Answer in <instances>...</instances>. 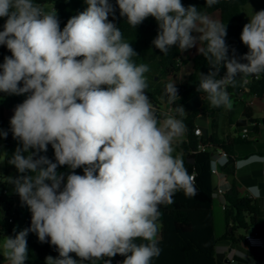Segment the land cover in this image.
<instances>
[{"label": "clouds", "instance_id": "clouds-1", "mask_svg": "<svg viewBox=\"0 0 264 264\" xmlns=\"http://www.w3.org/2000/svg\"><path fill=\"white\" fill-rule=\"evenodd\" d=\"M84 4L61 28L55 8L38 0H0V46L11 53L0 63V93L25 96L0 138L10 131L17 141L7 163L18 175L8 183L31 213L28 228L3 235L8 264H27L29 233L58 253L45 264H111L117 255L122 264H152L161 254L160 207L178 192L196 194L183 158L173 154L186 126L158 114L146 91L149 66L132 59L139 55L113 22L117 8L135 29L154 18L159 52L196 48L209 67L197 91L214 107H232L227 89L238 77L264 74V9L247 15L240 40L248 51L237 56L234 48L229 55L227 24L182 0ZM165 95L179 98L176 81ZM175 111L185 113L182 105ZM249 193L259 199L261 189Z\"/></svg>", "mask_w": 264, "mask_h": 264}, {"label": "trees", "instance_id": "trees-1", "mask_svg": "<svg viewBox=\"0 0 264 264\" xmlns=\"http://www.w3.org/2000/svg\"><path fill=\"white\" fill-rule=\"evenodd\" d=\"M249 0H218V3L207 7L205 0H182L185 7L195 5L198 9L207 15L218 13L220 20L227 24L226 43L229 46V55L231 50H236L237 56H242L248 49L240 40V34L243 28V9ZM44 5H51L55 8L60 20L61 28L67 20L83 11L86 5L84 0H38ZM115 4V0H111ZM109 19H113L109 17ZM126 18L120 17L119 9L115 13L116 23L123 33L126 41L132 44L134 50L139 56L132 59L137 64H146L150 71L146 73L148 82L147 94L156 108L162 106L171 107V115L182 119L186 126V141L180 144L178 157L183 158L185 167L189 174L193 176L196 194L186 196L183 192H178L174 196V202L170 205H162L160 211V243L161 254L154 258L152 264H224L223 256L217 253L216 248L219 244L230 243L233 245H245L246 234L249 230L254 229L258 233V211L259 201L257 198L243 196L240 193L238 184L243 180L235 178L236 169L234 167V147L247 146L251 144L248 138H242L241 135L233 140H221L214 136L205 137L195 134V119L198 111L187 116H180L175 111L176 107L185 105L192 99L204 97L203 93L197 91L200 72L207 73L209 67L204 57L196 55L193 58V72L186 78L184 83L176 85L179 98L175 103L169 102L165 95V87L168 82L179 72L183 66L182 55L177 48L173 47L167 55L153 48L152 40L157 35L158 26L154 18L149 17L136 29L125 22ZM4 19L0 18V30H3ZM11 55L6 47L0 46V63L3 57ZM225 69H221L220 76H223ZM248 82L245 84V80ZM228 92L230 97H237L241 93L253 95L259 99L264 98V74L259 77L247 76L238 77L235 87L229 86ZM3 99H0V129L9 130V119L4 115L5 110L14 111L17 104L25 98L11 97L0 93ZM221 107H215L211 113L218 112ZM206 112L205 106L201 108ZM245 117L254 125V132H258L259 126H264V119H253L249 109L245 111ZM246 121H239L237 128L246 127ZM3 141L4 153V177L16 176L18 173L14 166L7 163V158L14 152L17 147V141L13 139L9 131L6 139ZM200 146L205 150H200ZM224 152L230 157L229 162L220 167V172L226 175L229 180V190L224 195L226 206L224 211L225 232L222 236L216 237L214 224V202L217 188L212 186L211 162L213 154ZM49 158H53V150L49 146L47 152ZM187 159L194 160L193 164L187 162ZM65 171V169H61ZM78 174H83L82 169L76 170ZM8 210L13 208L12 198L8 197L1 201ZM19 214V213H17ZM6 221V222H5ZM31 213L27 218L26 228L30 226ZM14 224L8 223V219L0 221V233L8 232L14 236ZM16 230V229H15ZM18 231V230H16ZM244 232V233H242ZM28 242V261L27 264H45V257L51 255L56 257L58 253L54 247L48 243L39 242L37 236L29 233ZM139 243V241H138ZM74 255V254H73ZM117 259L123 261L124 257L117 255ZM5 258L0 255V261Z\"/></svg>", "mask_w": 264, "mask_h": 264}, {"label": "crops", "instance_id": "crops-1", "mask_svg": "<svg viewBox=\"0 0 264 264\" xmlns=\"http://www.w3.org/2000/svg\"><path fill=\"white\" fill-rule=\"evenodd\" d=\"M198 55L197 52H190L188 54L187 63L183 64L181 71L177 76L172 78L170 81H176V85H181L184 83L186 78L193 72V58ZM183 59V55H182ZM232 102V107L226 108L221 107L218 112L211 113L215 108L212 106L208 100L204 97H197L188 102L184 109V116H187L195 111H198V115L195 119V127L199 128L202 131V135L205 137L214 136L221 140H233L239 136L242 132V129L237 128V123L239 121H246V129L248 130V139L251 141L250 145L247 146H235L234 151V167L236 169L235 178L237 180H243L238 184L240 193L243 196L252 197L249 193V189L252 186H259L261 189V196L258 199L264 201V141L262 139V132L264 131V126L260 125L258 132L253 136L251 134L250 128H254V125L251 124L245 117L246 109H249L252 114L253 119L262 120L264 119V98L259 99L253 95L246 93H241L237 97H230ZM205 106L206 112L201 108ZM169 106L161 107L160 114L170 113ZM9 111L5 110L4 115L7 119L10 120L13 114H10ZM14 112V111H13ZM220 116H223V120L220 121ZM161 121L163 120V115L160 116ZM244 129V128H243ZM201 135V136H202ZM199 136V138L201 137ZM254 137V138H253ZM186 141V131L174 139L173 148L174 155H178V150L180 149V144ZM3 150V147H2ZM49 152V149H48ZM219 152L214 153L217 155ZM237 162V164H236ZM67 171V170H65ZM229 180L226 175L220 172L218 176V185L217 188H223L224 190H229ZM2 187L6 188L4 184ZM10 194V192H9ZM12 194V195H11ZM9 197L12 198L13 208L8 210L4 204H0V221L8 219L12 216V213H15L14 226L17 225L22 217L21 221L23 224V229L26 228L27 218L30 215L29 209L23 215L21 205L18 202H15V195L11 193ZM223 199L219 196H215L214 202V224H215V235L220 237L225 232V221H224V211L222 208ZM220 211L218 228H216V210ZM258 211V234L264 236V204L260 205L257 209ZM19 213V214H17ZM6 222V221H5ZM17 230V229H16ZM22 230V229H20ZM18 230V231H20ZM254 229L249 230L246 236L253 234ZM160 236V234H159ZM217 253L223 256L224 264H255L259 259V254L245 245H233L230 243L219 244L216 248ZM1 255V254H0ZM3 256V255H1ZM5 258V256H3ZM0 264H8L7 259L0 261Z\"/></svg>", "mask_w": 264, "mask_h": 264}, {"label": "built area", "instance_id": "built-area-1", "mask_svg": "<svg viewBox=\"0 0 264 264\" xmlns=\"http://www.w3.org/2000/svg\"><path fill=\"white\" fill-rule=\"evenodd\" d=\"M248 82V80H245V84ZM170 108V113H171V107ZM158 114H160V108H157ZM195 134L197 136L202 135V131L199 128L195 129ZM241 137L242 138H248V130L246 128L242 129L241 132ZM200 150H205L204 147L200 146ZM230 157L227 156L224 152L220 151L217 155H213V159L211 162V171L212 174H215L217 176L220 175V167L226 165L229 162ZM237 164V162H236ZM193 177V176H192ZM217 188V187H216ZM228 190H224L223 188H217L216 190V196H219L223 199L222 201V208L223 210L225 209L226 202L224 200V195ZM9 197V192L7 191L6 188L1 187L0 188V204L1 201L5 198ZM254 198V197H253ZM15 219V213H12V216L8 218V223H14ZM246 244L248 247L257 252L259 254V259L255 264H264V236L258 234V233H253L250 234L246 237ZM111 264H122V260L117 259L116 257L112 258Z\"/></svg>", "mask_w": 264, "mask_h": 264}, {"label": "rangeland", "instance_id": "rangeland-1", "mask_svg": "<svg viewBox=\"0 0 264 264\" xmlns=\"http://www.w3.org/2000/svg\"><path fill=\"white\" fill-rule=\"evenodd\" d=\"M43 7H44L45 10H49V11L53 9V7L51 5H44ZM252 8H253V10H257V11L261 10V9H264V0H249L248 1L247 5L243 9V24L247 23V21H248L247 15H251ZM209 16L214 18V19H219L220 20V17H219L218 13H214V14H211ZM190 52H197V50H196V48H192V49H190L188 51L183 52V59H182L183 60V64L187 63V58H188L187 56H188V54H190ZM11 97L25 98V96H15V95H12ZM163 107H165V106H163ZM9 113L13 114L14 112L13 111H9ZM222 117L223 116H220V121L223 120ZM250 130H251V134H253V136H254L256 133L254 132L253 128H250ZM261 136H262V139L264 141V131L262 132ZM2 147H3V141H2V138H0V188L2 187V185L5 184L7 186L6 187L7 191L10 192V194L13 193L15 195V202H18L19 204H21L19 196L13 191V185H10L8 183L9 178L5 179V177H4V153H3ZM65 170H67V169H65ZM21 209L23 211V215H25V213L28 210V208L26 206H24V205H21ZM219 216H220V211L217 208V210H216V228H218ZM22 220H23V217H22L21 221ZM21 221L17 225H15L13 227L15 229H17V230L23 229V224H22ZM242 233H244V232H242ZM3 235L4 236H10V234L8 232L0 233V245H2V242H3ZM0 254L3 255V251L2 250H0Z\"/></svg>", "mask_w": 264, "mask_h": 264}, {"label": "water", "instance_id": "water-1", "mask_svg": "<svg viewBox=\"0 0 264 264\" xmlns=\"http://www.w3.org/2000/svg\"><path fill=\"white\" fill-rule=\"evenodd\" d=\"M187 162L190 163V164H193L194 163V160H190V159H187ZM218 185V176L215 175V174H212V186L214 188H216ZM260 205L264 204V201L263 200H260L259 202Z\"/></svg>", "mask_w": 264, "mask_h": 264}]
</instances>
